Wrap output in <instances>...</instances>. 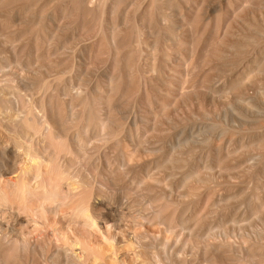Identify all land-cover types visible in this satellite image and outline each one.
Returning a JSON list of instances; mask_svg holds the SVG:
<instances>
[{"label": "rangeland", "instance_id": "374dc122", "mask_svg": "<svg viewBox=\"0 0 264 264\" xmlns=\"http://www.w3.org/2000/svg\"><path fill=\"white\" fill-rule=\"evenodd\" d=\"M263 4L264 0H0V74L1 62L11 59L2 40L18 37L25 113L38 120L48 108L63 116L71 107L80 114L84 102L115 110L118 139L102 147L91 145L101 129L93 126L88 135L80 133L79 148L83 145L93 159L75 167L91 173L99 186L103 175L108 177L113 186L107 178V187L120 204L137 203L132 216L142 215L153 199L156 205L159 191L165 192L167 216L177 227L164 233L155 225L141 242L148 257L156 251L163 264H214L221 257L201 244L209 233L219 244L226 241L222 249L227 257L244 244L253 245L264 233V190L256 181L264 169V101L259 96L264 93ZM240 97L251 109L246 124L236 123V128L232 120L241 122L243 108L235 102ZM125 111L128 117L139 116L135 130L123 119ZM171 147H180V157L172 161ZM103 155L113 161L112 171L106 170ZM248 159L256 161L253 170L247 168ZM147 175L160 186L139 184ZM180 217L186 221L181 223ZM198 221L200 229L205 224L220 229L204 231L203 240L185 247L189 227ZM165 243L163 251L158 245Z\"/></svg>", "mask_w": 264, "mask_h": 264}, {"label": "bare ground", "instance_id": "6f19581e", "mask_svg": "<svg viewBox=\"0 0 264 264\" xmlns=\"http://www.w3.org/2000/svg\"><path fill=\"white\" fill-rule=\"evenodd\" d=\"M17 24L19 25V22ZM246 30L248 31V29ZM0 36L3 37L1 34ZM17 39L13 41L8 40L7 42L6 40H2L3 45L10 50L9 54L11 59L5 58L4 62H1L0 74V174H2L0 176V264H163L161 254L155 251L151 257H148L147 248L141 242L149 238L148 228L155 225L159 226L161 232L164 233L172 231L177 227L174 226V222L170 221L167 216V206L164 203V199L166 198L165 192L159 191L160 195L158 193L157 200L155 197L156 205H153V199V204L149 202L147 208L144 207L145 209L142 215L132 216L130 210L137 203L133 202V204H130L126 201L120 204L117 200V194L112 193L109 187H107L105 180L108 177L106 178L103 175L105 179L99 181L101 182L100 187L96 179L93 176L91 178V173L85 172L82 169L78 170L75 167L77 164H80V161H88L91 163L93 159V155L88 154V151L86 154L82 150L83 145L79 148L82 142L79 138L80 133L87 134L93 126L101 129L102 134L100 136L98 135L99 137H95L98 140L94 139L95 141H90L92 142L91 145L98 143L102 147L107 146V144L109 145V143H114V140L118 139L119 135L116 137V131L119 132V130L116 129L117 127L115 128L116 131L113 129L115 126L112 118L114 113L112 114V112L115 110L112 108H106L104 110L101 108L103 104L101 106L98 104L95 105V103H93L94 105H89L87 102H84L85 107L80 114L69 107L63 116H56L53 114V110H51L53 107L50 106L51 108H48V111L46 110L47 114H44L41 119L37 120L38 117H30L28 112L25 113L21 109L20 89L24 82L20 74L19 60L16 59L20 50V44ZM111 41L115 44V38L113 36L111 37ZM232 65L234 64L232 63ZM7 68L12 73L6 75L5 72L7 71L5 69ZM259 96L264 101V93ZM235 102L241 105L239 108L245 109L239 111L242 116L239 119L241 122L232 120L234 127L239 125H236V123L244 122L246 124V119L249 118L248 113L251 109V105L246 102L244 97L236 99ZM128 110L130 109L128 108ZM118 112L120 113V111ZM126 112L128 111H125V113L121 112L123 114L122 117L123 119L125 118L126 123L130 122L129 126L133 128L139 122V116L133 114L131 117H128L129 115H125ZM261 124H264V118L261 119ZM107 129H110V133L103 132ZM25 135L32 137L36 141L29 140ZM129 135L131 136L132 132ZM191 142L189 144H197ZM185 143L188 145L187 141ZM181 145L184 146V143ZM180 147H177V149L171 147L170 161H172L171 159L180 157L178 152ZM117 148L119 149L118 145ZM81 152L84 153L82 154ZM181 155L182 157L184 156L183 152ZM103 156L104 159L102 157L101 161L104 160L106 170L112 171L109 169L111 168L110 162L112 160L110 161V158L106 155ZM121 156L124 157L123 155ZM121 156H119V160ZM126 159H128V162L133 160L129 154L126 155ZM126 159L125 163L127 162ZM255 162V160H250L247 168L253 170ZM85 166L87 167V164ZM128 167L127 169L131 168ZM87 178L91 179L89 180L91 182H87ZM146 178L148 181L144 180V178L139 179V184L142 183L144 186L147 184H156L157 186V183H159V180L153 176L147 175ZM257 179L259 182L258 185L264 190V169L256 176V181ZM107 181L109 183L111 182L109 178ZM110 184L113 186L112 183ZM164 188L166 187L163 186V190ZM149 190L150 188L146 189V191ZM160 190L162 189L160 188ZM106 191H109V193ZM126 218H129V222ZM126 220L128 223H125ZM179 221L182 223L186 220L180 217ZM201 223L198 221L189 227L187 240H185L186 242L184 241L185 244L183 243L185 247L191 242L194 244L195 241L203 240L202 236L204 235V231L205 233L207 231L209 233L211 231L213 232V229H220L219 225L213 227L211 226L212 224L209 226L205 224L200 229L199 225ZM136 228L140 229L139 232L135 231ZM212 235L214 234L209 233L206 235L208 238L204 235L206 239L201 244H204V247L207 249H211V253L214 257L217 256V259L221 257L214 264H264V233L256 237V242L253 245L248 246L244 244L239 251H234L235 253L231 252L232 250L230 249L228 251V253L231 252L230 257L229 255L227 257L223 253L224 248L222 249V247L226 246V241L224 240V245L219 244L215 235ZM158 246H162L161 250L164 251L168 244H159Z\"/></svg>", "mask_w": 264, "mask_h": 264}]
</instances>
